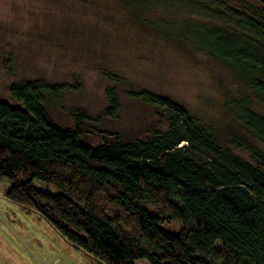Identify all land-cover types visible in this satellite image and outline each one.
I'll return each mask as SVG.
<instances>
[{"label":"trees","instance_id":"obj_1","mask_svg":"<svg viewBox=\"0 0 264 264\" xmlns=\"http://www.w3.org/2000/svg\"><path fill=\"white\" fill-rule=\"evenodd\" d=\"M184 1L207 16L190 31L195 42L264 94V0ZM10 92L23 107L0 100V183H12L4 197L38 213L95 264H264L263 148L235 138L250 151L246 159L186 107L147 91L135 95L156 109L160 127L144 139L115 134L88 145L82 130L61 129L46 113L45 95L60 101L59 86L24 82ZM120 109L111 94L103 116ZM235 113L264 144V114L244 104Z\"/></svg>","mask_w":264,"mask_h":264},{"label":"rangeland","instance_id":"obj_2","mask_svg":"<svg viewBox=\"0 0 264 264\" xmlns=\"http://www.w3.org/2000/svg\"><path fill=\"white\" fill-rule=\"evenodd\" d=\"M204 16L184 0H0V100L23 107L12 98V86H59L60 101L45 95L47 115L96 145L115 134L144 139L153 125L160 127L156 109L135 95L152 92L186 107L216 129L224 146L251 160L233 140L264 144L242 127L235 110L244 104L264 114V94L190 36ZM111 94L120 99L117 118L103 116ZM71 112L90 119L81 124ZM11 185L0 183V264H95L38 213L8 201Z\"/></svg>","mask_w":264,"mask_h":264}]
</instances>
